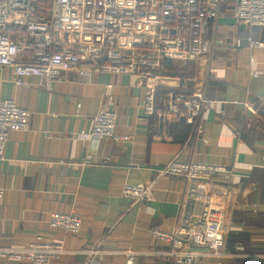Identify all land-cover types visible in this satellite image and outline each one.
<instances>
[{
    "label": "crops",
    "instance_id": "0c3cea01",
    "mask_svg": "<svg viewBox=\"0 0 264 264\" xmlns=\"http://www.w3.org/2000/svg\"><path fill=\"white\" fill-rule=\"evenodd\" d=\"M218 12L207 23L211 51L206 66L197 73L198 64L173 61L188 66V75L162 72L203 81L205 96L214 103L200 115L201 132L183 117L158 113L168 90H193V81L187 88L174 80L160 81L157 111L145 116V86L127 74L94 70L82 76L74 68L46 89L37 77L17 85L13 68H0V101L13 99L32 112L29 128L10 132L0 160V187L5 189L0 248L61 242L68 252L51 264H84L92 249L100 250L106 263L123 262L131 251L137 264H173L166 254L171 244L151 231H172L178 225L189 186L186 178H158L138 205L122 195V188L126 182L154 180L157 167L179 154L182 160L220 163L232 171L231 177L216 176L214 190L222 199L214 207V228L226 238L230 252L256 253L264 259V45L246 44L248 36L264 44V28L241 22L233 1L221 4ZM253 69L260 72L258 77ZM110 98L118 113L117 134L128 137L103 138L94 151L95 163L87 164L90 142L79 133L91 127ZM52 212L79 216L81 232L51 228ZM246 262L241 257L226 260ZM0 264L32 263L0 256Z\"/></svg>",
    "mask_w": 264,
    "mask_h": 264
},
{
    "label": "built area",
    "instance_id": "2783aa9c",
    "mask_svg": "<svg viewBox=\"0 0 264 264\" xmlns=\"http://www.w3.org/2000/svg\"><path fill=\"white\" fill-rule=\"evenodd\" d=\"M228 1L235 2L241 22L258 30L264 28V0H0V68L12 67L17 85L37 77L46 89H52L65 72L74 68L82 76H90L94 70L127 74L145 86V116L157 111L156 86L160 81L174 80L183 88L193 81V90H168L158 113L183 117L201 132L200 115L214 103L206 98L203 81L195 75L173 77L162 72L166 60L194 62L200 66L197 73L206 66L211 51L205 36L207 23ZM246 40L250 47L264 45L253 36ZM250 63L255 65L254 56ZM142 70L159 73L144 74ZM252 75L258 77L260 72L253 69ZM244 104L250 113L257 114L254 105ZM114 105V100L108 99L94 115L91 127L79 133V138L90 142L87 164L95 163L94 151L103 138L122 141L128 137L117 134ZM262 112L264 118V108ZM31 114L13 99L0 101V160L5 158L10 132L29 128ZM156 173L150 182H126L122 195L138 205L158 178H186L189 186L178 225L172 231H151L154 237L171 244L166 254L173 264H227V259L237 257L249 264L261 260L256 253L230 252L226 238L214 228V207L222 199L214 190L216 176H232L226 165L186 161L178 154L157 167ZM4 196L5 189L0 187V202ZM49 225L76 235L82 230V219L72 213L52 212ZM67 252L61 242L0 248V256L32 264H51ZM101 253L90 250L84 264H137L135 252H127L123 262L111 263L104 262Z\"/></svg>",
    "mask_w": 264,
    "mask_h": 264
},
{
    "label": "trees",
    "instance_id": "16d2710c",
    "mask_svg": "<svg viewBox=\"0 0 264 264\" xmlns=\"http://www.w3.org/2000/svg\"><path fill=\"white\" fill-rule=\"evenodd\" d=\"M187 64V63H186ZM165 73H172V74H182V75H188L186 73H189V68L186 65L173 62V60H166L165 61V66L163 68ZM245 264H249L246 262ZM257 264H264V259H262L259 263Z\"/></svg>",
    "mask_w": 264,
    "mask_h": 264
}]
</instances>
